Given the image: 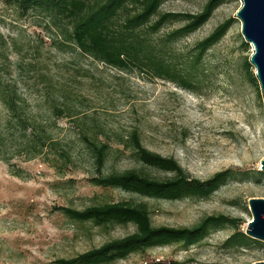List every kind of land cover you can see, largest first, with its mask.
Masks as SVG:
<instances>
[{"label": "rangeland", "instance_id": "1", "mask_svg": "<svg viewBox=\"0 0 264 264\" xmlns=\"http://www.w3.org/2000/svg\"><path fill=\"white\" fill-rule=\"evenodd\" d=\"M204 1L163 0L158 10L195 12ZM240 3L222 1L197 28L171 43L170 50L184 62L195 41L224 18L231 19L200 55L195 68L199 88L190 91L165 78L109 66L82 53L63 35V22L45 10L31 7L22 13L12 0H0V75L20 92L28 117L70 153V161H63L45 145L27 157L20 146L31 132H8V113L0 102V264H55L56 257L130 232V223L93 225L54 209L121 198L145 201L153 224L189 226L204 215L222 213L234 217L236 225L211 227L187 247L156 245L102 264H251L264 259L262 240L246 245L250 239L240 236L243 240H233L236 245L224 242L233 230L243 231L250 219L247 198L264 197V170L259 168L264 106L253 65L248 66L253 80L243 66L252 49L235 16ZM179 24L165 22L152 35ZM67 111L83 112L81 126ZM131 127L137 128L144 146L173 156L192 176L202 179L225 168L231 174L204 198L141 197L88 182L94 170L78 139L80 131L107 141L103 172L134 168L156 177L168 174L135 159L120 139Z\"/></svg>", "mask_w": 264, "mask_h": 264}, {"label": "trees", "instance_id": "2", "mask_svg": "<svg viewBox=\"0 0 264 264\" xmlns=\"http://www.w3.org/2000/svg\"><path fill=\"white\" fill-rule=\"evenodd\" d=\"M20 12L31 7L45 10L52 18L62 21V33L84 54L117 69L138 70L155 77L168 79L178 86L196 91L199 79L195 68L200 55L224 33L230 23V17L217 23L204 37L195 41L193 50L184 62L178 54L170 50L172 42L197 28L211 11L224 0H205L198 11H159L163 0H12ZM181 21L161 34L153 36L163 23ZM244 61L246 75L253 80ZM247 69V70H246ZM22 97L10 80L0 75V102L7 110L4 127L8 132L16 130L25 134L30 130L24 144L20 147L31 157L41 151L45 145L54 150L63 161H70V153L58 138L53 137L41 123L31 120L25 112ZM62 107H56L60 111ZM72 119L81 126L80 115L71 114ZM78 139L88 152L93 174L87 181L98 186L117 187L141 197L160 199H179L183 197H207L231 174L229 169L214 171L206 178L190 175L171 155H163L147 148L140 140L136 127H131L122 142L127 145L133 156L142 165L159 169L168 174L161 177L149 175L134 168L120 171L103 172L104 161L108 153L107 141L80 131ZM68 219L90 222L93 225L112 223H130L133 229L120 236L110 237L95 246L77 252L71 256H59L52 261L55 264H102L124 257L129 252L147 247L180 243L187 247L200 240L211 227L229 223L236 225L234 217L222 213L207 214L195 223L186 225L153 224L149 209L143 200L121 198L91 203L80 208L69 205H56ZM236 237H233L235 236ZM246 245L259 240L240 230H233L225 243L236 245L233 240H243Z\"/></svg>", "mask_w": 264, "mask_h": 264}, {"label": "water", "instance_id": "3", "mask_svg": "<svg viewBox=\"0 0 264 264\" xmlns=\"http://www.w3.org/2000/svg\"><path fill=\"white\" fill-rule=\"evenodd\" d=\"M235 16L240 22V33L251 45L248 61L253 65L264 106V0H240ZM259 168L264 170V155L259 159ZM247 206L251 213L243 232L264 242V197L249 196ZM251 264H264L254 260Z\"/></svg>", "mask_w": 264, "mask_h": 264}]
</instances>
